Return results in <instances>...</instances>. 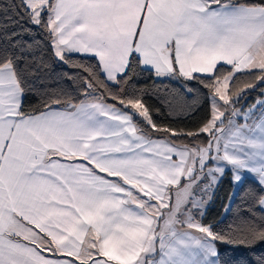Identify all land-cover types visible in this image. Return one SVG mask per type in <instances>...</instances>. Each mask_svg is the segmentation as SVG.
Segmentation results:
<instances>
[{"label": "snow or ice", "instance_id": "6c2138e0", "mask_svg": "<svg viewBox=\"0 0 264 264\" xmlns=\"http://www.w3.org/2000/svg\"><path fill=\"white\" fill-rule=\"evenodd\" d=\"M259 85L264 0H0V264H264Z\"/></svg>", "mask_w": 264, "mask_h": 264}, {"label": "trees", "instance_id": "16d2710c", "mask_svg": "<svg viewBox=\"0 0 264 264\" xmlns=\"http://www.w3.org/2000/svg\"><path fill=\"white\" fill-rule=\"evenodd\" d=\"M73 59L82 60L84 58L80 57V56H75V57H73ZM88 62L89 63H95V60H89ZM224 70L225 71L228 70L227 66H225ZM73 71H74V69L69 68L67 65H59L58 66L57 64L53 63L52 64V71H51L50 87L56 88L59 86V87L71 89V87H72L71 82L68 81L67 79L61 78V74L62 73L72 74ZM237 75L241 81L251 80V77L248 75H241V74H237ZM156 83H161V81H156ZM163 83H170V82L164 81ZM139 84L150 86L152 84V80L149 78V75L147 73H145L144 78L139 81ZM173 86L175 87L176 85H173ZM259 88H264V85H259L257 90L251 91L250 93H248V94H250V97L248 99L249 100L248 104L250 102H255V99L260 95ZM148 102L151 105H153L155 108H159L161 113H162L161 116H154V119L157 121V123L168 125V126L175 128V129H183L186 131L195 130L199 126L201 120L205 117L206 111H207V105L205 104L204 108L200 109L198 112H196L193 115L169 116L167 114V112H165V110L161 107L160 103L157 100L152 99V98H148ZM30 103L35 104L36 103L35 98H30ZM201 139H203V137H201ZM185 142H187V141H185ZM249 187H254V185H252L251 180H249L246 184H244L239 189H237L238 197L243 195L245 190ZM232 191H233V186L231 184V176L229 174L223 179L221 185L219 186L216 199L208 210L207 220L215 221L219 224L220 227H223L224 224H226L228 220H231L233 218V217L229 216V217H227V219H224V216H223L224 205L227 203L229 193H231ZM251 202H252L251 197H249L247 200V203L250 205ZM235 204L240 205L241 200L239 198H237L235 200ZM229 251H231V249H229Z\"/></svg>", "mask_w": 264, "mask_h": 264}, {"label": "rangeland", "instance_id": "374dc122", "mask_svg": "<svg viewBox=\"0 0 264 264\" xmlns=\"http://www.w3.org/2000/svg\"><path fill=\"white\" fill-rule=\"evenodd\" d=\"M249 97H250V94H248L247 95V99L246 100H244V101H241V104L244 106V107H247L249 104H253V103H255V102H250L249 104H248V99H249ZM239 106V105H238Z\"/></svg>", "mask_w": 264, "mask_h": 264}]
</instances>
